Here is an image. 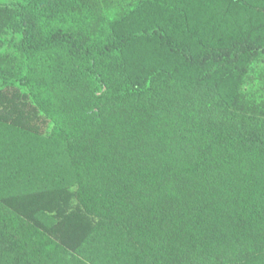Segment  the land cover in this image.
<instances>
[{"label": "trees", "instance_id": "1", "mask_svg": "<svg viewBox=\"0 0 264 264\" xmlns=\"http://www.w3.org/2000/svg\"><path fill=\"white\" fill-rule=\"evenodd\" d=\"M149 2L0 1V90L49 119L68 164L37 192L93 219L70 251L0 203V264H264V40L196 52L159 26L121 30ZM142 38L175 61L135 80Z\"/></svg>", "mask_w": 264, "mask_h": 264}, {"label": "rangeland", "instance_id": "2", "mask_svg": "<svg viewBox=\"0 0 264 264\" xmlns=\"http://www.w3.org/2000/svg\"><path fill=\"white\" fill-rule=\"evenodd\" d=\"M243 1L249 7L232 0H156L145 3L119 26L125 31L159 26L196 52L203 45L236 37L263 41L264 12L257 9L264 0ZM117 2L100 0L99 4L110 9ZM125 57L135 80L150 67H169L175 61L167 49L148 38L131 45ZM50 129L49 119L26 95L14 87L0 90V203L75 251L92 227V217L70 192H37L43 187L40 175L68 167L63 147L48 137Z\"/></svg>", "mask_w": 264, "mask_h": 264}]
</instances>
